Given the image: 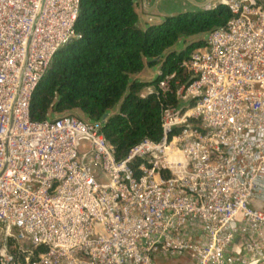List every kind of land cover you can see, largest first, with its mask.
Segmentation results:
<instances>
[{
	"label": "built area",
	"instance_id": "obj_1",
	"mask_svg": "<svg viewBox=\"0 0 264 264\" xmlns=\"http://www.w3.org/2000/svg\"><path fill=\"white\" fill-rule=\"evenodd\" d=\"M201 1L233 17L159 81L162 138L118 158L102 121L31 118L81 0H0V264H264V0Z\"/></svg>",
	"mask_w": 264,
	"mask_h": 264
},
{
	"label": "trees",
	"instance_id": "obj_2",
	"mask_svg": "<svg viewBox=\"0 0 264 264\" xmlns=\"http://www.w3.org/2000/svg\"><path fill=\"white\" fill-rule=\"evenodd\" d=\"M137 0H81L76 30L81 37L62 47L34 91L31 118L42 121L55 112L79 109L92 121H102V132L118 158L149 138L163 135L162 110L176 104L173 94L158 88L163 75L176 72V79L188 83L191 76L182 62L206 37L189 42L177 51L183 37L208 36L233 17L229 7L185 10L165 16L160 22L139 25ZM161 65L151 82L132 80L146 63ZM175 80L172 83L175 86ZM156 88L146 95L141 91ZM120 103L119 110L110 111Z\"/></svg>",
	"mask_w": 264,
	"mask_h": 264
},
{
	"label": "crops",
	"instance_id": "obj_3",
	"mask_svg": "<svg viewBox=\"0 0 264 264\" xmlns=\"http://www.w3.org/2000/svg\"><path fill=\"white\" fill-rule=\"evenodd\" d=\"M143 3L144 0L136 1V10L139 14V25L141 27H146L149 23L162 21L165 16L188 10L192 6L189 0H148L147 7ZM154 6L158 11H152ZM138 7L142 9L143 18L138 11ZM244 244L245 237L242 236L235 242V247L242 249ZM156 259L159 264H195L194 258L189 253L171 256L163 251H159L156 254Z\"/></svg>",
	"mask_w": 264,
	"mask_h": 264
},
{
	"label": "rangeland",
	"instance_id": "obj_4",
	"mask_svg": "<svg viewBox=\"0 0 264 264\" xmlns=\"http://www.w3.org/2000/svg\"><path fill=\"white\" fill-rule=\"evenodd\" d=\"M158 3V2H157ZM189 3L190 5V9L188 10H197V9H202V8H205L204 5L202 4V1L201 0H189ZM167 5V4H166ZM153 10L152 11H158L155 6L154 8H152ZM138 11L139 13L141 14L142 18H143V12H142V9L141 7H138ZM158 22V21H156ZM160 22V21H159ZM145 28V27H143ZM200 37H206L205 35H199V36H193V37H183L175 46H174V49H176L177 51H179L180 49L184 48L189 42L195 40V39H199ZM160 69H161V65L159 63L157 64H154V65H149V63L147 62L146 63V66L144 68L143 71L137 73V74H134L132 75V80H135V79H138L140 81H147V82H151L153 80H155L157 78V76L159 75V72H160ZM155 86L154 85H149L147 87H145L142 91H141V94L142 95H146L147 93H149L150 91H153L155 90ZM119 107H120V103L117 104L110 112L111 113H115L119 110ZM63 114H73V115H76V116H79L83 119H86V120H90L85 114H83L79 109H74L72 111H64V112H55L53 113V117H58V116H61ZM2 237H3V233L2 231L0 230V243L2 241Z\"/></svg>",
	"mask_w": 264,
	"mask_h": 264
}]
</instances>
